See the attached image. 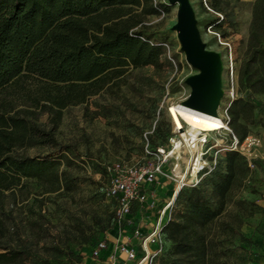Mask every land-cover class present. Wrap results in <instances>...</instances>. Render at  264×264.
<instances>
[{"label": "trees", "instance_id": "16d2710c", "mask_svg": "<svg viewBox=\"0 0 264 264\" xmlns=\"http://www.w3.org/2000/svg\"><path fill=\"white\" fill-rule=\"evenodd\" d=\"M198 1L212 14L210 28L234 26L231 0ZM167 12V4L154 0H0V264H26L27 247L17 231L13 237L9 230L7 195H22L29 181L47 194L63 195L77 186L66 171L74 165L69 150L55 138L62 110L118 87L130 70L160 68L165 43L152 41L147 19ZM238 79L243 95L230 100L226 113L228 128L242 140L249 133L243 119L255 106L253 96L264 95V0L251 8ZM41 115L45 124L39 122ZM154 130L165 144L145 135L150 149L166 145L170 126L156 123ZM41 146L51 152L26 153ZM250 169L238 152L221 151L196 185L180 187L159 230L156 263L227 264L222 245L227 234L241 241L251 236L241 233V225L255 212L254 202L232 199ZM109 198L112 212L105 222L95 218V231L117 222V202Z\"/></svg>", "mask_w": 264, "mask_h": 264}, {"label": "rangeland", "instance_id": "374dc122", "mask_svg": "<svg viewBox=\"0 0 264 264\" xmlns=\"http://www.w3.org/2000/svg\"><path fill=\"white\" fill-rule=\"evenodd\" d=\"M255 1L231 0L235 24L233 27L223 24L218 31L208 26L212 14L203 11L198 0H189L201 41L207 50L220 55L222 97L216 111L219 117L223 116L222 110L231 99L243 95L239 90L238 70L245 54ZM154 2L168 5V0ZM175 11V4L168 5L166 14L147 19V34L152 41L165 43L160 68L130 70L120 79L118 87L112 86L106 92L91 96L85 104L62 110L55 138L69 150L73 159L74 165L66 171L75 179L76 188L63 195L47 194L40 192L38 184L29 181L22 195H7L5 209L12 219L9 230L13 237L17 231L27 247L26 264H85L97 238L110 241L121 232L122 220L109 229L95 231V218L105 222L114 204L103 191L102 167L116 161H142L143 134L149 141L153 139V143L165 144V139L155 133L154 126L158 123L163 129L169 128L171 120L166 106L179 104L187 97L189 88L184 79L196 73L185 63L175 34L170 30ZM253 101L255 106L243 121L247 123L248 135L257 137L259 145L251 160L253 167L234 188L232 199L252 200L255 211H264V95L253 96ZM96 111L98 114H94ZM45 120V115L39 117V122L45 124ZM211 136L219 143L227 140L224 130ZM50 152L45 146L26 151L32 156ZM134 205L136 203H132L131 209ZM227 237L222 244L227 264H256L259 256L256 236L251 235L246 241L229 234Z\"/></svg>", "mask_w": 264, "mask_h": 264}, {"label": "built area", "instance_id": "2783aa9c", "mask_svg": "<svg viewBox=\"0 0 264 264\" xmlns=\"http://www.w3.org/2000/svg\"><path fill=\"white\" fill-rule=\"evenodd\" d=\"M226 107L222 110V117L216 115L223 123L216 130L197 131L193 135L189 134L187 126L182 120L181 127H176L170 122V134L165 146L150 149L143 134L145 143L142 161H116L104 165L107 176L104 193L107 197L116 199L115 217L117 221L122 220L130 212L133 202L142 203L145 201L146 194L142 188L143 185L151 184L157 177H163L173 182L177 190L183 186H194L214 167L217 155L221 151H236L246 159L249 168L253 167L251 160L255 156L254 151L259 145V140L251 135L238 140L227 126ZM166 110L168 112V106H166ZM223 130L226 132L227 140L225 143H219L211 135ZM149 205L152 206L153 201L149 202ZM171 205L172 201L168 200L165 202L164 208L170 209ZM159 230L160 227L156 224L142 238L145 242H157L156 251L144 255L135 264H141L142 260L143 264H158L153 260V257L160 250ZM132 236L140 237L142 234L134 229ZM103 249H106V241L104 239L96 241L90 249V257L96 258ZM141 249L143 250V247ZM115 253L122 254L123 259L117 260ZM136 253V249L127 241H121L115 245L114 251L107 257L106 262L108 264H126L128 261L137 259Z\"/></svg>", "mask_w": 264, "mask_h": 264}, {"label": "crops", "instance_id": "0c3cea01", "mask_svg": "<svg viewBox=\"0 0 264 264\" xmlns=\"http://www.w3.org/2000/svg\"><path fill=\"white\" fill-rule=\"evenodd\" d=\"M142 188H144L146 194L145 201L142 203L133 202L136 205H134V209L130 207V212L122 219L124 224L121 227V232L117 233L112 240L106 241V249L101 250L96 258L90 257L87 259L85 264H108L106 262L107 257L114 251L115 245L121 241H127L137 251V259L128 261L126 264H135L144 255H149L156 251L158 248L157 242H145L142 238L156 224L161 227L169 218L171 208H164V204L168 200L173 202L177 189H175L173 182L163 177H157L151 184L143 185ZM151 201H153L152 206L149 205ZM246 222L243 224V228L241 226V231L247 235L256 236L255 241L258 244L257 252L259 253L256 264H264V211H255L246 219ZM134 229H137L142 236H132ZM141 247H143V250ZM115 254H117V260L123 259L122 254ZM159 254L160 250L153 257L155 262ZM143 263L144 261L142 260L141 264Z\"/></svg>", "mask_w": 264, "mask_h": 264}, {"label": "water", "instance_id": "95a60500", "mask_svg": "<svg viewBox=\"0 0 264 264\" xmlns=\"http://www.w3.org/2000/svg\"><path fill=\"white\" fill-rule=\"evenodd\" d=\"M173 4L176 5L175 21L170 30L175 34L185 63L196 71L184 79L189 92L179 104L195 112L216 116L222 97L220 55L207 50L201 41L189 0H168V5Z\"/></svg>", "mask_w": 264, "mask_h": 264}, {"label": "bare ground", "instance_id": "6f19581e", "mask_svg": "<svg viewBox=\"0 0 264 264\" xmlns=\"http://www.w3.org/2000/svg\"><path fill=\"white\" fill-rule=\"evenodd\" d=\"M168 107V115L172 124L181 127L182 120L189 134L194 135L197 131H213L223 125L217 116L195 112L180 104L169 103Z\"/></svg>", "mask_w": 264, "mask_h": 264}]
</instances>
